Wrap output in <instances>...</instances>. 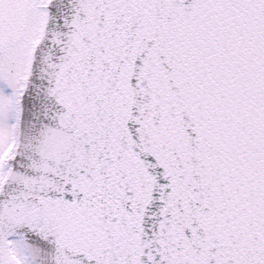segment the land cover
<instances>
[{"label":"snow or ice","instance_id":"obj_1","mask_svg":"<svg viewBox=\"0 0 264 264\" xmlns=\"http://www.w3.org/2000/svg\"><path fill=\"white\" fill-rule=\"evenodd\" d=\"M0 264H264V0H0Z\"/></svg>","mask_w":264,"mask_h":264}]
</instances>
